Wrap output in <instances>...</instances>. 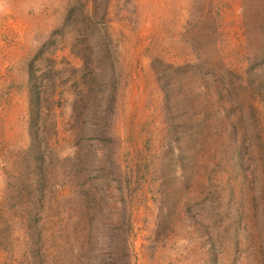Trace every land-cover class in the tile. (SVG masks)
Returning <instances> with one entry per match:
<instances>
[{
  "label": "rangeland",
  "instance_id": "rangeland-1",
  "mask_svg": "<svg viewBox=\"0 0 264 264\" xmlns=\"http://www.w3.org/2000/svg\"><path fill=\"white\" fill-rule=\"evenodd\" d=\"M0 264H264V0H0Z\"/></svg>",
  "mask_w": 264,
  "mask_h": 264
}]
</instances>
